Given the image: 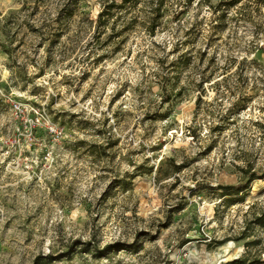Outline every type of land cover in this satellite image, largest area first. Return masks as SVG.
I'll use <instances>...</instances> for the list:
<instances>
[{"label":"rangeland","instance_id":"rangeland-1","mask_svg":"<svg viewBox=\"0 0 264 264\" xmlns=\"http://www.w3.org/2000/svg\"><path fill=\"white\" fill-rule=\"evenodd\" d=\"M69 5L0 0V264L264 261V0Z\"/></svg>","mask_w":264,"mask_h":264},{"label":"trees","instance_id":"trees-1","mask_svg":"<svg viewBox=\"0 0 264 264\" xmlns=\"http://www.w3.org/2000/svg\"><path fill=\"white\" fill-rule=\"evenodd\" d=\"M69 1V6H68V10H67V14L65 16H70L72 13V5L76 4L77 0H68ZM130 0H122V3H128ZM123 7L122 4L121 5H108V9L110 8H121ZM110 12H101L98 15V20H100V18L104 15H109ZM245 174V180H243L241 183L238 184V186L236 188H234L235 194H239L243 191H245L248 188V185L250 182H252L253 180H256L258 178L257 174L255 173H250V172H243ZM264 177V174L263 176ZM111 248L106 249L105 251H108ZM113 249V248H112ZM105 251L103 253H105ZM103 256V254L101 255ZM100 256V257H101ZM264 263V261H259V260H254V261H248L246 259H235L232 261H228L225 263H220V264H262Z\"/></svg>","mask_w":264,"mask_h":264},{"label":"built area","instance_id":"built-area-1","mask_svg":"<svg viewBox=\"0 0 264 264\" xmlns=\"http://www.w3.org/2000/svg\"><path fill=\"white\" fill-rule=\"evenodd\" d=\"M12 110L13 111H17V110H19V106H18V104H16V103H14V104H12ZM56 134H59L60 132H57L56 130L54 131Z\"/></svg>","mask_w":264,"mask_h":264}]
</instances>
